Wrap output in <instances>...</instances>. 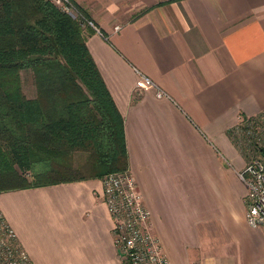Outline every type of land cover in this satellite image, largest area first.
Wrapping results in <instances>:
<instances>
[{
    "label": "crops",
    "instance_id": "obj_1",
    "mask_svg": "<svg viewBox=\"0 0 264 264\" xmlns=\"http://www.w3.org/2000/svg\"><path fill=\"white\" fill-rule=\"evenodd\" d=\"M73 1L97 27L84 26L87 44L172 264H238L234 249L264 264L239 174L249 142L236 131L264 111V0ZM0 206L32 264H125L101 177L3 190Z\"/></svg>",
    "mask_w": 264,
    "mask_h": 264
},
{
    "label": "trees",
    "instance_id": "obj_2",
    "mask_svg": "<svg viewBox=\"0 0 264 264\" xmlns=\"http://www.w3.org/2000/svg\"><path fill=\"white\" fill-rule=\"evenodd\" d=\"M87 36L81 21L53 0H0V191L129 167L124 116ZM25 68L34 72L36 97L23 91ZM82 149L95 172L57 176L65 158Z\"/></svg>",
    "mask_w": 264,
    "mask_h": 264
},
{
    "label": "built area",
    "instance_id": "obj_3",
    "mask_svg": "<svg viewBox=\"0 0 264 264\" xmlns=\"http://www.w3.org/2000/svg\"><path fill=\"white\" fill-rule=\"evenodd\" d=\"M78 18L82 25L96 27L73 0H53ZM75 9H79L75 10ZM97 28V27H96ZM141 84V83H140ZM142 84L156 88V96L167 93L149 76L142 74ZM264 124V111L259 117ZM255 137L254 131L249 130ZM250 143L251 157L240 176L247 185L246 219L251 226L264 227V155L258 142ZM252 143V144H251ZM104 200L113 217L114 242L125 264H172L159 235L151 223V210L146 205L138 182L129 167L105 173L102 177ZM0 264H32L27 249L0 206Z\"/></svg>",
    "mask_w": 264,
    "mask_h": 264
},
{
    "label": "rangeland",
    "instance_id": "obj_4",
    "mask_svg": "<svg viewBox=\"0 0 264 264\" xmlns=\"http://www.w3.org/2000/svg\"><path fill=\"white\" fill-rule=\"evenodd\" d=\"M133 1L134 0H132V2ZM75 10L79 11V9ZM21 79L25 95L28 97H36L38 95V89L35 83L33 70L31 68L22 69ZM237 129L238 130L236 131H239L241 134L239 135L241 140L243 139L245 142H249L250 138L252 143L255 140V142H258V145L264 146V124L259 117H256L255 119H245L240 125H238ZM249 130L256 132L255 137L251 136V133H248ZM247 147L250 148V143L247 145ZM65 159V166H61L59 171L55 173L59 177L89 176L95 172V168L91 163L90 154L86 150H75L71 152ZM26 174L27 176L31 175L29 171L26 172ZM234 251V260L238 264H244L246 261L244 253L238 251L237 249H234Z\"/></svg>",
    "mask_w": 264,
    "mask_h": 264
}]
</instances>
